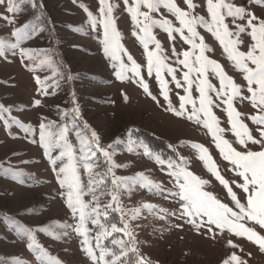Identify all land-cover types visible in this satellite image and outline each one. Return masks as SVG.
Returning a JSON list of instances; mask_svg holds the SVG:
<instances>
[{
	"label": "rangeland",
	"instance_id": "374dc122",
	"mask_svg": "<svg viewBox=\"0 0 264 264\" xmlns=\"http://www.w3.org/2000/svg\"><path fill=\"white\" fill-rule=\"evenodd\" d=\"M14 2L19 9L15 14L8 12L6 5H0V39L15 43L12 33L25 24L35 25L36 31L30 38L23 40L19 47L8 49L4 55H0V106L7 110L0 114V167L5 168L0 175V264H50V261L58 264H93L82 250L84 237L75 231L79 224V214L74 215L67 207L66 189L61 188L58 183L57 172L62 166L58 157L64 151L63 145L61 143L57 146L53 142L48 146L49 151L46 154L40 141L41 123L53 125L48 131L57 135L60 128L68 129L67 140L77 157L78 172L84 186L85 194L82 198L90 207L95 204L93 195L88 191L90 175L85 164L92 166L96 179L101 176L104 179V184L96 190L101 209L111 202V197L102 192L112 190V173L115 177L129 182L127 187L120 188L119 200L123 211L128 213L124 216V221L129 223L135 240L132 242L123 232L112 233L100 241L103 247L112 252L115 247L120 252L121 246L118 242L123 240L126 249L129 246L135 247L147 259L158 264H223L233 253L247 264H264V252L246 238L236 237L227 230L221 232L214 225L211 226L213 232H208L207 226L197 229L187 216H182L183 202L178 197L169 195V192L178 190L175 179L169 175V161L163 160V165L157 163L155 157L158 155L149 152L135 140L122 136L128 126H137L170 142L179 155V162H173L181 163L182 158L188 171L207 181L204 191L238 211L227 189L208 171L205 163L198 158L197 150L191 147L192 144L202 145L208 150L220 175L228 182L237 199L246 205L248 194L237 187L243 183V179L237 175L234 165L223 158L208 129L202 123L187 118L192 111V105H185L186 112L183 116H177L168 110L169 101L173 108L179 110L180 97L187 95V85L183 80L187 69L178 60H182V54L189 51L193 53L190 59L194 62L199 55V49L193 50L191 45L180 38L179 33H173L175 39H169L167 32L160 27L151 28L152 35L161 45L160 54L166 58L165 63L176 70V80L182 85L177 87L165 69L162 72L168 88V100H165L155 71L151 75L148 73L146 52L137 38L138 35H143L140 32L143 17H138L141 24L137 27L128 12V8L133 6V0H128L127 4L125 0H108L112 5V19L119 33V43L127 55L139 65L141 77L147 83L152 96L156 97L153 100L144 92L138 82L139 78L131 71L123 73L124 79L117 78L119 65L114 67V62L105 56L102 43L103 26L97 23L93 29L88 16L90 12L97 21L101 19L99 0H41L53 22L58 49L69 71V78H66L58 69L54 56L46 51L50 47L49 38L40 26L39 19L32 16V1ZM225 2L244 7L264 19V7L252 0ZM174 3L192 16L210 21L207 0H192L196 6L194 9H189L185 0H174ZM147 11V8L140 7V12ZM149 15L154 20H168L174 27H180L176 17L166 8L161 7ZM9 20L12 22L9 23ZM225 23L234 34L232 39H236V26H245L247 19L233 21L232 17L226 16ZM196 31L210 49L205 52V56L222 66L227 76L240 87L241 96H250L244 73L228 59L219 41L199 25ZM249 32L250 29L246 28L245 32L239 34L238 51H249L253 43ZM184 35H188L186 30ZM196 43L199 44V40ZM22 50L28 52L32 58L22 56ZM149 50H155V44H149ZM127 55L121 53V59L130 69L131 62ZM206 75L208 82L219 89V78L211 70ZM191 79L194 81L191 96L197 101L198 107L197 74H192ZM125 95L128 97L127 102ZM210 95L214 101L213 114L218 119L219 126L225 130L222 133L223 139L240 152L264 150L261 144L248 142L246 146H242L237 142L224 111L226 106L220 103L215 93ZM36 101L40 102L38 106ZM233 107L240 113L239 119L247 126L251 135L260 139L258 129L261 126L254 124L250 117L261 113L252 107L248 99L236 98ZM73 109L79 110L78 116ZM85 125L88 127L85 128ZM93 130L100 139L101 147L112 154V161L116 165L112 173H108L109 165L100 152L97 151L89 159H85V153L80 152V137L90 136ZM55 138L53 137V141ZM109 145L112 147L109 148ZM146 151L151 155H147ZM50 159L56 160L55 169ZM66 162L65 157L63 163ZM139 175L160 185L161 190L157 191L140 182ZM143 205L154 207L149 210ZM134 209H140L136 219L131 218V210ZM107 211V221L101 217V222L114 223L122 228L121 213L113 211L112 208ZM10 218L24 222V227L32 230L36 244L47 254L43 260L40 259L42 253L39 249L29 250V241L26 237L21 238L11 227L13 223ZM246 226H254L258 233L264 235V229L259 225L247 222ZM85 227L91 246L99 256L96 236L100 229L91 220L85 222ZM229 240L237 247H230Z\"/></svg>",
	"mask_w": 264,
	"mask_h": 264
},
{
	"label": "snow or ice",
	"instance_id": "6c2138e0",
	"mask_svg": "<svg viewBox=\"0 0 264 264\" xmlns=\"http://www.w3.org/2000/svg\"><path fill=\"white\" fill-rule=\"evenodd\" d=\"M99 2L101 19L97 21L96 17L90 12H88V16L93 29L96 28L97 23L103 26L104 39L102 43L104 45V53L106 57H109L114 62V67H116L117 64L119 65V70L116 73L117 78L122 80L124 79L123 73L125 71H131L135 77L139 78L138 82L144 92L151 96L153 100H156V97L152 96L147 83L144 82L140 75L139 65L135 63L130 55H127L126 51L119 43V33L116 31L115 23L112 19V5L108 3V0H99ZM127 2L128 0H125V4H127ZM252 2L264 7V0H252ZM185 3L189 9H194L196 7L192 3V0H185ZM0 5H6V10L14 14L19 11L14 0H0ZM141 6L147 8L148 11L140 12ZM161 7L168 9V11L176 17L180 24L179 28L174 27L168 20L157 21L151 18L149 13L155 12ZM85 11L87 12L86 8ZM207 11L210 15V21L204 20L203 17L192 16L190 12L181 10V8L174 3V0H133V6L128 8V12L137 27H140L141 24L138 17H143V26L140 27V32L143 33V35H138L137 38L140 40L146 52L148 73L151 75L153 71H155L156 78L161 85V94L164 96L165 100H168L167 81L162 78V72L165 69L168 74L172 76L177 87H182V85L180 81L176 80V70L169 67L165 63L166 58L160 54L162 51L161 45L152 35L151 28L153 26L160 27L163 31L167 32L169 39H175L173 33H179L180 38L183 39L186 44L191 45L193 50L199 49V55L195 57L194 62L190 59L193 53L189 51H185L182 54L184 58L178 60V63L182 64L183 67L187 69L183 74V80L187 85L185 88L187 95L180 97L181 102L179 110L172 107L171 101L168 103V110L177 116H183L186 112L185 105H192V111L188 114L187 118L189 120H195L197 123H202L203 127L208 129V132L211 134L223 158L234 165L237 175L243 179V183L238 184L237 187L242 188L243 191L248 194L245 205L237 199L236 194L232 191V188L229 187L228 182L220 175L208 150L202 145L192 144L191 147L197 150L199 153L198 158L205 163L208 171L227 189L235 205V209H238V211L222 203L207 191H204V185L207 184V181L199 179L188 171L184 166L182 158L181 163L169 161L167 164V167L171 170L169 175L175 179L176 188L178 189L177 191L169 192V195L178 197V199L183 202V211L181 215L187 216L189 222L197 229L202 226H207L208 232H213L211 226L214 225L215 228L219 229L221 232L227 230L236 237L246 238L248 241L257 245L260 251L264 252V235L258 233L254 226H246V223L250 222L264 229V150L240 152L233 148L227 140L223 139L222 133L225 130L219 126V121L213 114L212 105L214 101L210 95V93H215L220 103L226 106L224 111L227 113L231 131L240 145L246 146L248 142H251L253 144H261L262 147H264V19H260L254 13L247 11L244 7H236L231 3L225 2V0H207ZM226 16L232 17L233 21L247 19V24L245 26H236L238 29L235 33L236 39H232L234 34L229 31L228 25L225 23ZM254 21L256 23H254ZM11 22L12 21L9 20V23ZM197 25L212 33L227 53L228 59L233 61L234 66L244 73V79L247 81V92L250 93V96H241L240 87L227 76L222 66L215 61L209 60L205 56V52L210 49L205 45L203 37L199 36L196 31ZM246 28L250 29L248 34L253 43L250 45L249 51L243 53L237 50V45L239 43V34L245 32ZM185 30L188 33L187 36L184 35ZM35 31V25L25 24L12 33V37H14L16 41L15 43H10L7 39H0V55H4L5 51L8 49L19 47L20 43L30 38ZM134 35H136V33H134ZM197 40H199V44L196 43ZM149 44H155V50L150 51ZM173 51L175 50L173 49ZM121 53L127 55L128 60L131 62L130 69L121 59ZM21 55L27 56L29 59L32 58L28 52L23 50L21 51ZM209 70L219 78V89L208 82L206 73ZM192 74H197L198 79V107L197 101L191 96V88L194 83L191 79ZM37 83H40L38 78ZM236 98L248 99L252 107L256 108L258 112L261 113L260 115L250 117L254 124L261 126L258 129L260 132V139H255L247 126L239 119L240 113L233 107V101ZM124 99L127 102L128 97L125 95ZM35 103L38 106L40 102L36 101ZM5 111L7 110L4 109L3 106H0V114ZM73 111L78 116L79 110L73 109ZM64 115L66 116L67 113H64ZM201 115L203 119H201ZM14 122L19 124L18 121ZM20 126L23 127V125ZM52 127L53 125L51 124H40V141L42 146L45 147L46 154L49 151L48 146L53 142L57 146H60L61 143L63 145L64 151H62L58 157L62 162V166L58 169L57 179L61 188L66 189L67 207L72 210L74 215L77 213L79 214V224L75 228V231L78 235L84 237L82 241L84 247L82 250L93 261V264H125L122 257L128 256V250L123 240L118 242L121 246L119 253H114L103 247L100 241L107 238L112 233L117 232H123L132 242L135 240L129 223L124 221V216H127L128 213L123 211L119 200L120 188L127 187L129 182L115 177L114 173H112V169L116 167L112 161V154L107 149L101 147L100 139L94 130L90 132V136H81L80 152L85 153L84 158L89 159L95 156L97 151L100 152L109 165L108 173H112L113 175L111 180L112 190L106 193L102 192V194H107L111 197V202L104 205L103 209H101L99 197L96 196V190L104 184V179L102 176L100 179H96L93 176L92 166L85 164V169L90 175L88 191L93 195L95 204L94 207H90L82 198L85 194L84 186L82 185L78 172L77 157L73 151L72 145H70L67 140L68 129L66 127L60 128L57 135L48 131V129ZM87 127L88 126L85 125V128ZM25 130L29 131L30 129ZM53 137H56L54 141ZM108 147L111 148L112 145ZM146 154L151 155V153L147 151ZM65 157L67 162L63 163ZM155 159L157 163L161 165L165 163L159 156H156ZM50 163L53 164L55 169L56 160L50 159ZM138 180L150 188H154L157 191L161 190L160 185L154 184L143 175H139ZM143 207L151 210L154 206L143 205ZM109 208L121 213L122 228L117 227L114 223L106 224L101 222V217L107 221V210ZM139 214L140 209L131 210L132 219H136ZM87 220H91V223L100 229L96 236V248L100 249L99 256L96 255L88 238L87 229L85 227V222ZM16 229L21 238L26 237L29 241V250L35 251L39 249L42 253L40 259L43 260L47 254L36 244L32 230L21 225H17ZM228 244L232 248L237 247L231 240H229ZM130 251L136 253L137 250L135 247H132ZM106 257L112 258L106 260ZM50 264H58V262L50 261ZM136 264H146V262L142 258L137 257ZM223 264H247V262L233 253Z\"/></svg>",
	"mask_w": 264,
	"mask_h": 264
},
{
	"label": "trees",
	"instance_id": "16d2710c",
	"mask_svg": "<svg viewBox=\"0 0 264 264\" xmlns=\"http://www.w3.org/2000/svg\"><path fill=\"white\" fill-rule=\"evenodd\" d=\"M31 1L33 4L32 5L33 6L32 16L39 19L40 26L42 27V29L44 30V32L49 38L50 47L46 51H48L50 54L54 56V60L56 64L58 65V69L60 70V72L64 74L66 78H69L68 76L69 71L67 70L66 65H65L66 62L58 49L56 34L53 31V22L50 19L49 15L47 14L45 8L43 7L41 0H31ZM75 120L78 123L80 122L78 121V119H75ZM7 125H8V122H7ZM122 136L128 137L132 140H135L137 143L142 144L149 152L158 155L164 161L179 162V155L176 150V147L173 144L153 135L151 132L143 128H140L137 126H128L122 132ZM4 169H5L4 167H0V175H2ZM3 217L5 216L3 215ZM10 220H11V223H13L11 227L14 228L17 234L18 232H17L16 226L17 225H21L23 227L25 226V224H23L24 222L19 221L16 218H10ZM127 246H129V244H127ZM129 247H127L128 256L122 257V259L125 261V264H136L137 257L142 258L146 262V264H158L150 259H147L142 253L138 251H136V253L131 252L130 251L131 248ZM113 252L119 253V250L114 247ZM3 261H5V259H3Z\"/></svg>",
	"mask_w": 264,
	"mask_h": 264
}]
</instances>
